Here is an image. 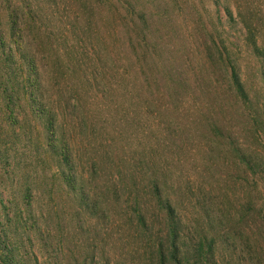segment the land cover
Here are the masks:
<instances>
[{
    "label": "trees",
    "instance_id": "1",
    "mask_svg": "<svg viewBox=\"0 0 264 264\" xmlns=\"http://www.w3.org/2000/svg\"><path fill=\"white\" fill-rule=\"evenodd\" d=\"M227 4L0 0V264H264V17Z\"/></svg>",
    "mask_w": 264,
    "mask_h": 264
},
{
    "label": "rangeland",
    "instance_id": "2",
    "mask_svg": "<svg viewBox=\"0 0 264 264\" xmlns=\"http://www.w3.org/2000/svg\"><path fill=\"white\" fill-rule=\"evenodd\" d=\"M218 1L220 2V8L225 9L226 1H228L229 4H227V5L234 7V9H236V11H239V8H237V3H241V4L248 3L249 5H251L252 7L257 9V12L259 13L258 19L264 17V14H263L264 13V0H218ZM204 2L210 9V0H204ZM112 5H113V3L109 2L107 5V8L112 7ZM98 10H96V15L98 14ZM210 11L212 13L210 15H213L212 16L213 19L216 20V18L214 17L215 11L213 9H210ZM215 23H217V20L215 21ZM187 24H188L187 21H185L184 27L187 26ZM227 31L229 33V38L232 41H235V37L237 36V31L230 30L229 28L227 29ZM236 51L238 52V49H236ZM239 63L241 65L242 78H243L244 82L246 83L249 91L251 93H253L254 91L258 92V89L263 90V84L261 82V78L259 77V71H258L259 66L256 63V61L253 60L250 56L246 55L244 52H240ZM259 92H261V91H259ZM131 145L132 144H130V146ZM172 157H175V156L167 154V159H170ZM196 163H197V161L193 162L190 160H186L183 168L178 166V172H175V177L177 178L178 176H182V178L195 179L196 175H195L194 165ZM223 171L226 172V170H223ZM224 172L219 173L218 175L221 174V176H223V175H225ZM218 177L219 176H217V178Z\"/></svg>",
    "mask_w": 264,
    "mask_h": 264
}]
</instances>
